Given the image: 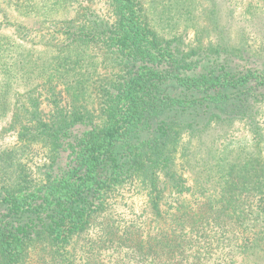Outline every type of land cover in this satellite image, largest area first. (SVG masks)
I'll return each instance as SVG.
<instances>
[{"label":"trees","instance_id":"1","mask_svg":"<svg viewBox=\"0 0 264 264\" xmlns=\"http://www.w3.org/2000/svg\"><path fill=\"white\" fill-rule=\"evenodd\" d=\"M97 1L10 0L36 28L2 10L0 33L11 25L16 38L0 37V66L7 57L10 73L31 76L26 90L0 80L18 126L16 143L0 149V264H231L234 247L261 261L254 92L264 73L243 63V48L205 40L203 26L186 46L158 34L141 0H107L104 14ZM171 1L191 13L199 2ZM247 13L264 22V7ZM239 120L255 146L228 144L229 155L208 147L215 126ZM139 182L150 203L140 223L117 212L122 191ZM187 189L191 199L167 204Z\"/></svg>","mask_w":264,"mask_h":264},{"label":"rangeland","instance_id":"2","mask_svg":"<svg viewBox=\"0 0 264 264\" xmlns=\"http://www.w3.org/2000/svg\"><path fill=\"white\" fill-rule=\"evenodd\" d=\"M9 1L10 0H0V22L3 21L2 10L5 8L11 13V15L13 14L16 17L17 21L22 20L28 27L36 28L39 26L38 20L19 14L14 3L10 4ZM141 1L144 4V12L147 20L160 36L165 38H173L176 36L184 42V45L191 46L200 36V33L198 34L196 30L203 26L205 29L209 30L204 36L205 40L213 38L218 43L228 44L235 48H243V54L251 56L246 59L248 61L243 60V63L248 66L253 63L256 69L264 73V22L261 21L256 23L254 20H252L254 22L246 20L248 18L247 9L249 4L253 3L261 9L264 7V0L262 4V0H198L199 2L194 3L193 13L188 10H192V6L187 5L183 8L181 5L172 3L171 0ZM84 4L87 3L84 1ZM107 5V0H101L97 1L94 7L104 14ZM14 16L11 21L15 18ZM69 16H71V13H68L67 17ZM240 18L246 21L242 20L241 22ZM1 25L4 26L8 24ZM10 26L8 29H4L0 33L1 38H16L15 35H12L13 27ZM35 46L40 47L41 44ZM2 62L4 63L0 66V80L7 83L16 81L19 83L13 86L16 90H26L27 85L25 83L22 84L21 82H25L27 76L31 75L26 73L23 79L22 75H15L8 71L5 64L10 61H8L7 57ZM32 80H34L33 84L41 82V80L37 78ZM254 94L260 107V115L256 118V122L262 128L264 135V85L260 87L258 91L254 92ZM10 95L6 96L3 95V93L0 95V112L8 107L0 114V149L13 146L17 141L16 132L18 126L14 127L16 116L13 113V99L9 98ZM44 105H46V102ZM249 127V124L244 120L236 121L229 127L215 126L211 132L212 137L209 139L207 145L210 144V140L216 138L208 147H211L217 154L226 153L229 155L232 152H230L231 149L228 144L235 145V142H244V144H248L249 139L252 141V134ZM187 140L188 136L184 134L180 145L183 146ZM252 142L255 146V140ZM250 149V147L247 149L246 146L244 148L245 151ZM259 153L264 154V139ZM37 161L38 158L36 157L33 161L34 165L37 164ZM184 175L187 178V184L192 188L194 182L191 179L190 173L184 171ZM122 192V195L118 198L117 212L121 213L122 216H125L128 219L132 218L139 223L140 221L147 220L150 214L148 186L143 182H139L138 185L133 188H125ZM180 193H178V195L177 193H173L170 199L168 198L167 204L170 205V201H173L174 206H180L183 201V196L191 199L189 189H187L186 193L185 191ZM175 198H177L176 201H174ZM255 254L256 252L252 248L240 252L239 249L237 250L234 247V255L231 264H264V259L258 262L255 261Z\"/></svg>","mask_w":264,"mask_h":264}]
</instances>
